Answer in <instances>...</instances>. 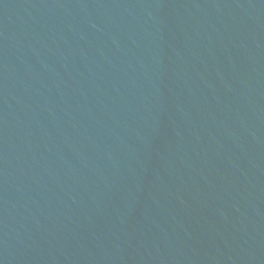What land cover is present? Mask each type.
Returning a JSON list of instances; mask_svg holds the SVG:
<instances>
[{"label":"water","instance_id":"water-1","mask_svg":"<svg viewBox=\"0 0 264 264\" xmlns=\"http://www.w3.org/2000/svg\"><path fill=\"white\" fill-rule=\"evenodd\" d=\"M0 264H264V0H0Z\"/></svg>","mask_w":264,"mask_h":264}]
</instances>
